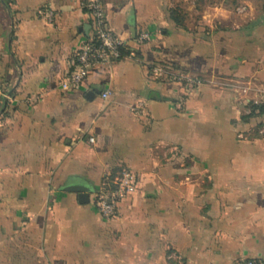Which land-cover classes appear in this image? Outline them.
Segmentation results:
<instances>
[{"label": "crops", "instance_id": "obj_1", "mask_svg": "<svg viewBox=\"0 0 264 264\" xmlns=\"http://www.w3.org/2000/svg\"><path fill=\"white\" fill-rule=\"evenodd\" d=\"M84 2L0 0V264L264 262V114L243 93L264 91V0L106 2L127 55L65 91L94 35Z\"/></svg>", "mask_w": 264, "mask_h": 264}, {"label": "built area", "instance_id": "obj_2", "mask_svg": "<svg viewBox=\"0 0 264 264\" xmlns=\"http://www.w3.org/2000/svg\"><path fill=\"white\" fill-rule=\"evenodd\" d=\"M110 1L114 0H85L83 3V8L86 9L87 13L94 20V35L90 42L82 47L77 59V71L62 83L61 87L63 90L67 91L79 88L94 66L112 63V61L122 56L121 51L125 48V44L110 32L105 21V4ZM243 10L245 9H241V12ZM147 38V35L140 36V40L142 41ZM151 72L152 76L157 80L166 79L187 86H195L200 83L194 76L174 72L163 66H155ZM249 91L254 92L250 86L243 90L244 95L248 97L249 104L264 106V91H256L254 99L249 97ZM103 98H107V95H103ZM89 141L93 143L94 139H90ZM133 181V174L124 171L115 180V188L102 193L98 197L96 207L103 218L111 219L116 215L119 201L133 190ZM238 264H264V262L246 261Z\"/></svg>", "mask_w": 264, "mask_h": 264}, {"label": "water", "instance_id": "obj_3", "mask_svg": "<svg viewBox=\"0 0 264 264\" xmlns=\"http://www.w3.org/2000/svg\"><path fill=\"white\" fill-rule=\"evenodd\" d=\"M70 191L79 194L81 199H84L87 197L85 194L87 192V190L85 188L73 187L70 189Z\"/></svg>", "mask_w": 264, "mask_h": 264}, {"label": "trees", "instance_id": "obj_4", "mask_svg": "<svg viewBox=\"0 0 264 264\" xmlns=\"http://www.w3.org/2000/svg\"><path fill=\"white\" fill-rule=\"evenodd\" d=\"M122 57L127 55L125 48L122 49L121 51ZM252 106V113H254L255 111H259L260 113L264 114V106H257V105H253Z\"/></svg>", "mask_w": 264, "mask_h": 264}, {"label": "rangeland", "instance_id": "obj_5", "mask_svg": "<svg viewBox=\"0 0 264 264\" xmlns=\"http://www.w3.org/2000/svg\"><path fill=\"white\" fill-rule=\"evenodd\" d=\"M236 7H237V5L234 6L235 9H236ZM241 9H245V7H242ZM243 11H245V10H243ZM256 11H258V10H256Z\"/></svg>", "mask_w": 264, "mask_h": 264}]
</instances>
